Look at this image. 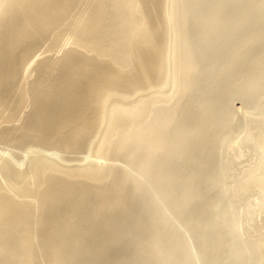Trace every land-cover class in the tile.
I'll list each match as a JSON object with an SVG mask.
<instances>
[{
    "label": "bare ground",
    "instance_id": "1",
    "mask_svg": "<svg viewBox=\"0 0 264 264\" xmlns=\"http://www.w3.org/2000/svg\"><path fill=\"white\" fill-rule=\"evenodd\" d=\"M0 264H264V0H0Z\"/></svg>",
    "mask_w": 264,
    "mask_h": 264
}]
</instances>
